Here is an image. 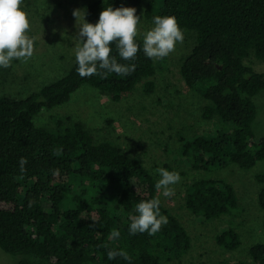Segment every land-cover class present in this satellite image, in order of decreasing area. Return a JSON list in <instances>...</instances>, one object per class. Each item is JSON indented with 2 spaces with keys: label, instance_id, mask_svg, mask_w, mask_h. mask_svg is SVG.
I'll list each match as a JSON object with an SVG mask.
<instances>
[{
  "label": "trees",
  "instance_id": "1",
  "mask_svg": "<svg viewBox=\"0 0 264 264\" xmlns=\"http://www.w3.org/2000/svg\"><path fill=\"white\" fill-rule=\"evenodd\" d=\"M142 1L95 0L86 5V21L96 24L109 6L138 9ZM155 16H175L181 29L195 37L181 73L186 85L208 102L203 117L219 124L217 130L183 139L181 155L202 172L233 164L249 170L264 161V137L254 130L255 97L264 91V72L245 63L252 55L264 62V0H151L147 17ZM136 41L141 50L131 61L121 60L111 45L118 62L136 65L130 75L81 77L75 60L65 76L27 97L0 96V248L17 257L16 264H170L190 250L187 228L162 201L166 226L155 235L129 233L136 205L159 198L156 177L131 153L97 141L81 121L66 118L67 125L55 130L34 123L44 108L67 103L84 86L115 102L140 84L152 92L156 62L143 53V39L137 36ZM21 157L27 159L24 174ZM256 178L264 214V172ZM185 206L205 222L243 211L234 185L220 177L193 180ZM114 229L120 237L109 239ZM217 242L230 251L243 245L234 227L219 233ZM110 250L123 251L130 260H109ZM248 254L250 260L212 264H264V242L251 245Z\"/></svg>",
  "mask_w": 264,
  "mask_h": 264
},
{
  "label": "rangeland",
  "instance_id": "2",
  "mask_svg": "<svg viewBox=\"0 0 264 264\" xmlns=\"http://www.w3.org/2000/svg\"><path fill=\"white\" fill-rule=\"evenodd\" d=\"M94 1L23 0L30 18L28 34L36 37L34 54L27 62L13 60L11 67L0 68V96L24 98L67 74L76 60L73 38L78 28L72 13L76 9L86 10V5ZM150 3L151 0H143L136 13L141 19L138 37L142 39L154 27L153 20L147 17ZM83 22L82 14L80 23ZM195 44V37L184 32L183 42L177 43L169 56L155 59V88L150 93L140 84L115 102L109 95L84 86L67 103L44 108L34 117V123L55 130L67 125L66 118L81 121L97 141H110L131 153L157 181L160 177L156 170L161 167L180 174V182L172 186L174 196L165 197L162 191L158 192L159 199L181 220L191 236L190 250L170 264H212L227 258L250 260L251 245L264 242V214L258 201L261 185L256 178L264 172V161L249 170L233 164L202 172L194 170L180 153L183 139H195L198 134L219 128L216 120L203 117L208 102L186 85L181 73L183 58ZM245 63L257 72H264V62L254 55ZM255 103L258 115L254 130L258 137H264V91L255 97ZM207 177L229 180L241 199L243 211L207 222L193 215L185 206L188 187L193 180ZM229 227L241 234L243 245L237 251L227 250L217 242V235ZM17 260L0 248V264H16Z\"/></svg>",
  "mask_w": 264,
  "mask_h": 264
},
{
  "label": "clouds",
  "instance_id": "3",
  "mask_svg": "<svg viewBox=\"0 0 264 264\" xmlns=\"http://www.w3.org/2000/svg\"><path fill=\"white\" fill-rule=\"evenodd\" d=\"M134 7L104 9L96 24L88 23L85 19L86 10L76 9L72 15L77 21L78 32L75 41V58L77 72L81 77L100 75L106 78L109 73L130 75L136 70L135 64H122L117 56L112 55L115 44L116 52L121 60L131 61L141 50L136 37L139 34L140 17ZM83 14L84 22L80 23ZM154 27L143 36L142 50L149 59H164L174 50L177 43L184 40V31L181 29L175 16H155ZM79 24V26H78ZM29 13L23 8V0H0V68H9L13 60L27 62L34 54V42L36 37L30 36ZM86 38V39H85ZM27 159L19 160L21 174L26 173ZM160 179L156 182L157 192L165 197L175 195L173 185L181 180L177 171H169L158 168ZM54 176L59 175V169L53 170ZM161 200L156 197L141 201L136 205L137 215L131 216L129 233L147 232L155 235L163 226L169 223L168 217L161 214ZM120 232L112 230L109 239H118ZM108 259L122 257L130 260L123 251L110 250Z\"/></svg>",
  "mask_w": 264,
  "mask_h": 264
}]
</instances>
